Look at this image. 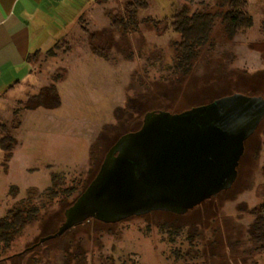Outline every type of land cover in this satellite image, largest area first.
<instances>
[{"label": "rangeland", "instance_id": "374dc122", "mask_svg": "<svg viewBox=\"0 0 264 264\" xmlns=\"http://www.w3.org/2000/svg\"><path fill=\"white\" fill-rule=\"evenodd\" d=\"M145 1L136 24L121 11V27L111 29L116 35L100 32L106 21L93 26L81 18L68 37L70 48L56 46V57L35 60L36 74L70 67L56 83L54 106L23 110L25 95H35L30 84L0 99V122L17 109L20 120L10 135L16 147L23 141L6 161L0 148V217L29 190L47 189L55 174L81 192L109 147L138 129L146 112L180 113L234 95L264 100V0H246L251 27L232 37L220 21L224 0ZM181 8L212 21L207 42L179 64L180 34L169 18ZM66 49L73 53L63 57ZM94 50L108 57H93ZM99 135L104 140L93 146L88 163V142ZM71 200L30 223L6 251L15 255L6 264H264V118L244 143L231 188L186 214L152 212L113 224L89 219L35 246L57 231Z\"/></svg>", "mask_w": 264, "mask_h": 264}, {"label": "water", "instance_id": "95a60500", "mask_svg": "<svg viewBox=\"0 0 264 264\" xmlns=\"http://www.w3.org/2000/svg\"><path fill=\"white\" fill-rule=\"evenodd\" d=\"M263 118L264 100L241 95L180 113L146 112L141 130L121 136L110 147L93 179L64 210L57 231L35 246L89 219L113 224L152 212L186 214L231 188L244 143ZM148 134L154 140L143 149L140 140ZM119 167L122 180L103 198L115 207L108 210L88 203L90 195Z\"/></svg>", "mask_w": 264, "mask_h": 264}, {"label": "trees", "instance_id": "16d2710c", "mask_svg": "<svg viewBox=\"0 0 264 264\" xmlns=\"http://www.w3.org/2000/svg\"><path fill=\"white\" fill-rule=\"evenodd\" d=\"M223 5H227L226 11L220 15V21L223 31L232 37L239 30L251 27L252 19L247 16L245 11L246 0H224ZM129 15L147 9L145 0H134L128 7ZM172 21L173 30L180 34V42L176 44L177 62L179 64L188 63L194 58L198 48L207 42V34L209 32L208 22L212 21L210 15H199L198 13L189 14L186 9L181 8L175 11L169 18ZM133 24L135 20H132ZM206 21V22H205ZM121 27V20L113 21L111 28L118 30ZM69 40H62L55 43L49 50L41 55L34 54L30 60L39 58H53L57 56L55 47L62 44L68 45ZM70 48V46H69ZM72 50H63V57L70 56ZM91 56L106 59L108 55L101 51H91ZM61 62L63 58H60ZM181 61V62H180ZM37 75L42 76L45 80L32 85L31 89L35 90V95H25L23 110L34 108L36 104L40 107H51L56 103V83L62 78L61 71L52 76H46L44 71H39ZM55 83V84H54ZM45 92V93H44ZM22 102V101H21ZM20 120V115L17 109H14L13 115L5 123L0 122V148L5 153V161L11 155V151L16 148L17 142L11 138L10 133L15 129ZM1 166V164H0ZM66 176L63 173L52 176L50 186L42 191L29 190L21 202L9 209L6 214L0 217V262L11 261L15 255H5L6 251L13 245L18 238L23 234L24 229L33 222L39 219L41 214L50 210L55 203L62 202L72 198L71 203L82 193H78V185H67L65 182ZM93 179V178H92ZM190 211V210H189ZM188 211V212H189Z\"/></svg>", "mask_w": 264, "mask_h": 264}, {"label": "crops", "instance_id": "0c3cea01", "mask_svg": "<svg viewBox=\"0 0 264 264\" xmlns=\"http://www.w3.org/2000/svg\"><path fill=\"white\" fill-rule=\"evenodd\" d=\"M133 1L0 0V99L6 95H14L17 90L25 91L28 84L32 86L45 80L46 77L34 72V61L30 57L36 53L41 55L55 43L72 38L79 19L84 18L93 26L98 25L99 21H106L101 22L103 29L100 32L116 35L111 28L113 20H118L126 12L129 20L137 19L139 11L129 15L127 9ZM121 11L124 12L121 14ZM69 68L65 66L61 69L63 76ZM39 108L41 107L36 104L34 108L27 110L37 111ZM101 140L104 137L99 135L88 142V163L93 146ZM22 143L23 141L14 149L18 151ZM72 169L77 170L78 166L74 165ZM7 262L9 261H1L0 264Z\"/></svg>", "mask_w": 264, "mask_h": 264}, {"label": "flooded vegetation", "instance_id": "af4514ba", "mask_svg": "<svg viewBox=\"0 0 264 264\" xmlns=\"http://www.w3.org/2000/svg\"><path fill=\"white\" fill-rule=\"evenodd\" d=\"M173 114H174V113H173ZM142 121H143V119H142ZM142 124H143V122H141V125H140V127H139L138 129H136V130H134V131L126 132V133L120 135V136L114 141V143H113L112 145H114V144L116 143V141H117L121 136L126 135V134H129V133H134V132L140 131L141 128H142ZM147 137H148V139H147ZM151 139L154 140V136L151 135V134L145 135L144 137L142 136V138H141V140H140V143H141L140 145H141V147H142L143 149H145V147H149L148 145H149V143L152 141ZM141 141L143 142L144 145L142 144ZM112 145H111V146H112ZM254 145H255V144H254ZM111 146H110V147H111ZM110 147H109V149H110ZM109 149H108V150H109ZM108 150H107V151H108ZM106 153H107V152H106ZM106 153H105V154H106ZM117 153H118V152H117ZM117 153L115 154V156H117ZM104 156H105V155H104ZM120 164H121V162H120ZM120 180H122V176H121V167H119L118 170H117V169L113 170V171L110 173L109 178H107V180L104 181L103 186H101V187L99 188V190L95 191L92 195H90V197H89V199H88V203H90V204L93 205V206H96L97 208L102 207V208H106V209H108V210L113 209V208L115 207V203L111 202V200L105 202V201L103 200V198H105V195H108V192H109V190H111L112 187H115L118 183H120ZM110 182H115V185L111 184ZM102 190H104V191H102ZM106 197H107V196H106ZM105 199H106V198H105Z\"/></svg>", "mask_w": 264, "mask_h": 264}]
</instances>
